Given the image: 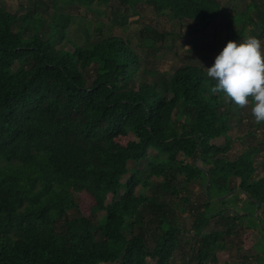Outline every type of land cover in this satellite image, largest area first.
Segmentation results:
<instances>
[{
    "label": "trees",
    "instance_id": "obj_1",
    "mask_svg": "<svg viewBox=\"0 0 264 264\" xmlns=\"http://www.w3.org/2000/svg\"><path fill=\"white\" fill-rule=\"evenodd\" d=\"M110 2L147 5L200 29L222 15L217 0L61 4ZM37 5L21 15L0 5V264H169L188 253L190 233L198 242L191 257L208 264L242 224L260 235L264 264V177H254L260 147L227 155L232 117L241 119L251 98L240 107L212 92L215 81L195 64L166 78L129 39L91 42L93 22L80 45L68 37L72 13L56 10L47 22ZM236 19L240 31L230 40L251 21L248 12ZM141 44L156 57L151 38ZM220 136L226 145L212 143ZM183 182H201L202 199L181 194ZM139 184L157 192L138 195ZM240 202L242 213L229 211ZM188 217L186 229L180 220Z\"/></svg>",
    "mask_w": 264,
    "mask_h": 264
},
{
    "label": "rangeland",
    "instance_id": "obj_2",
    "mask_svg": "<svg viewBox=\"0 0 264 264\" xmlns=\"http://www.w3.org/2000/svg\"><path fill=\"white\" fill-rule=\"evenodd\" d=\"M56 2H58L57 8L54 6ZM61 2L62 0H0V5L12 14L21 15L26 13L29 7H33L34 3H38L39 13L47 22L51 21L52 15L56 10L72 13L74 18L69 28L68 37L80 45L83 44L86 38L85 31L90 27V22H93L94 26L90 36L91 42L109 37L129 39L133 47L139 51L143 62L145 63L148 60L155 62V69L160 74H165L166 78H170L176 68L185 64L198 65L207 72L206 68L211 66L215 55L230 40L229 36H236L240 31V22L236 18L242 13L248 12L251 21L243 24V34L233 41L238 42L240 39L250 35L256 36L261 42V51L264 52V30L260 29L261 19L264 17V0H217L222 15L204 29H200L196 22L175 19L168 12L158 14L147 5L124 9L118 7L115 2H110L105 6L96 4L91 9H86L84 7L63 8ZM252 5L256 7H252ZM261 11L263 14H259ZM97 28L100 31L94 30ZM148 28H151L152 31L147 34L145 32ZM141 38L152 39L154 51L157 52L156 57L152 55L151 50L143 49ZM243 111L241 119L236 115L232 117L233 124L228 132L230 148L227 155L230 158H235L249 146H259L260 151L255 159L256 172L254 177H264V123L255 121L251 109L244 108ZM248 131H251V134H248ZM212 143L224 146L227 144L226 136H220L213 140ZM154 154L155 152L151 150L150 155ZM181 158L184 157L181 156ZM186 160L192 161L189 158ZM147 162L148 160H145L143 165H146ZM196 163L200 165L202 162L197 159ZM133 166L134 163L130 162L129 167L132 168ZM129 176L130 173L124 177V181ZM158 180L160 181V178L155 180V182ZM238 182L239 180H236L234 185H238ZM181 187V194L190 195L194 201L202 199L203 185L201 182L193 184L183 182ZM152 192H157L155 187H151L148 190L144 189L141 184L136 189V194L138 195H151ZM81 196L85 198V195ZM161 196L168 198L172 202L179 201V198L168 197L167 192H163ZM109 199H111V196H109ZM77 203H79L81 208L86 209V200L81 199ZM241 206L242 202L238 205L229 204V211L235 210L238 213H242ZM183 216H187V213H184ZM180 222L186 229L191 226V218L189 217L181 219ZM213 225L215 224L212 223ZM260 238L257 232L248 229L247 226L242 224L236 234L226 237L225 247L219 250L214 260L208 262V264H258L259 258L263 257V251L256 247ZM197 243L196 238L190 233L184 242L188 253H176L169 261V264H196V259L192 258L190 253L192 248H197ZM150 244H153L152 240Z\"/></svg>",
    "mask_w": 264,
    "mask_h": 264
},
{
    "label": "clouds",
    "instance_id": "obj_3",
    "mask_svg": "<svg viewBox=\"0 0 264 264\" xmlns=\"http://www.w3.org/2000/svg\"><path fill=\"white\" fill-rule=\"evenodd\" d=\"M206 70L215 81L212 92H222L240 107L251 98L255 121L264 122V52L256 36L227 41Z\"/></svg>",
    "mask_w": 264,
    "mask_h": 264
}]
</instances>
